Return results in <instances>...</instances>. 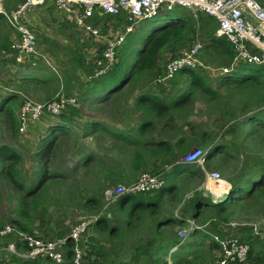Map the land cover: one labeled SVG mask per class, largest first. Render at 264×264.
<instances>
[{
	"label": "rangeland",
	"instance_id": "1",
	"mask_svg": "<svg viewBox=\"0 0 264 264\" xmlns=\"http://www.w3.org/2000/svg\"><path fill=\"white\" fill-rule=\"evenodd\" d=\"M186 11L190 12L189 15L195 16V18L200 16L198 12ZM166 14L167 11L162 10L159 17L142 22L135 29V32L127 37L126 42L118 49V63L121 59L125 64L127 63L126 68L132 67L137 59L138 50L144 46L147 39L170 23L171 20L165 17ZM70 21L71 23H68V26L66 23L64 25L65 32L69 34L66 37L64 47L49 46L43 48L38 43L36 48L38 53L29 57L24 64L26 65L28 62L36 64L35 66L39 64L35 68L41 69L38 75L41 79H46V75L49 76L48 78L58 79L59 82L54 84L53 87L50 86L46 91H44V87H41L42 89L32 92L31 86L16 83L19 78L25 75V72L21 71V66L16 62L15 55L12 52V55L0 59V64H2L0 65V86L8 90L6 93L9 92L14 96H12V99H8L9 97L5 94L0 96V101H2L0 105V148L8 147L20 154L12 157L14 154L11 151H6L11 152L9 154L11 158H8V154L0 152V229L10 225L21 230L20 225L23 224L26 227L25 231L21 230L23 232L29 234L32 232L45 240H57L60 239L58 237L59 233L66 236L71 235L73 229L79 223H91L97 217H107L111 225L120 228V232L117 231L110 239L104 228L101 233H98L93 230V224L91 223L89 230L79 242L82 263L91 264L86 259L87 249L96 252L104 247L103 255L116 260L119 256L120 258L124 257L129 252L136 250L138 246H143L153 240L155 231L152 228L155 224V218L164 221L171 218L175 220L184 218L182 221L185 224L176 223L174 226L165 228L168 236L173 233L172 236L177 235L180 239V232L190 228L188 221L194 222L199 228L205 226V229L200 231L201 235L195 236L194 233L190 232L188 238L182 244L184 249L179 251L191 252L192 254L191 257L184 254L187 260L199 255L200 259L208 262V256L210 263L217 264L218 251L216 250L218 249H211L209 246L212 243V234H219L224 237L230 235L241 237L244 235L250 239V243L253 242L250 246V243L244 241L249 244L250 250H254V257L261 258L264 264V193H258L257 198L251 201L236 203L232 208L233 210L226 216L218 215L208 205L200 209V213L196 214L197 218L193 217L192 211L196 200L205 201L207 204L219 202L220 200L217 199L216 202L213 201L215 199L214 194L227 193L228 184L231 180L251 173L256 168V164L260 160H264V137L261 135L264 129L257 126L253 127V124H246L245 122L248 109L253 112L259 110L260 107L247 105V97L245 96L243 100L241 99L240 90L234 86L236 82L229 86L220 85L218 79L223 75L219 74V70L222 68L219 58H202L205 65L203 75L207 77L208 84L217 93L216 98L208 99L200 89H196L191 102L178 110L165 125L157 126L155 132H153L154 134H149L147 143L156 147L160 141L152 142V140L157 137L172 142L182 138L187 140V145L190 143L187 149L190 152L197 147L194 141L205 138L204 140H207V143L200 146L202 149L211 151L213 140H216L217 144L228 143L234 146L232 150L237 159L229 158L227 153H220L214 159L206 162L205 171L208 173L218 172L221 175V181L216 186L206 184L205 174L203 177L191 179V173L195 170L194 166L176 165L167 159L163 165V162L158 158H149L148 154L145 156V152L137 155L139 156L137 162L143 163L136 170L135 159L137 157L134 148L113 143L102 130L90 131L87 129V124L93 121L95 112L100 115L96 119L97 122L108 124L107 121L109 120L106 114L108 113V108L105 107L106 101H103V106L99 107L101 109H94L92 108V97L91 100L86 101L84 99L89 98L88 96L81 99L84 96V87L87 85L92 87L93 85L92 83L87 84V76H84L83 80L80 81L76 89L77 94L74 91L70 93L67 88L66 79L68 77L70 79L78 77L76 76L78 73L70 71L67 62L73 57L72 52L81 50L83 53H87L85 55L89 59L91 57L89 54L90 49L93 50L92 45L95 42L92 35H85L84 31H81L75 25L73 19ZM104 22L111 23L114 26L113 33L121 25L117 20L106 19ZM13 32L7 20L1 19L0 42H8V37ZM79 39H84L85 42L88 41V44L83 43V47H80L78 45ZM92 39L94 42H92ZM202 41L203 39L199 35L191 34L182 48L170 47L166 50L159 66V74L161 72L162 75L164 74L169 60L177 57L189 45ZM100 46L98 45L103 52L106 46ZM46 60L49 61V64L46 63ZM15 69L17 70L14 71ZM25 70L27 71V69ZM162 75L158 77L157 75L145 76L137 84L132 82L126 85L123 87V92L120 91L115 95L117 100H113L115 96L112 97V104L114 102L118 104L119 102L124 106L128 101L132 106L134 104L135 107L137 97L143 92L167 96L172 91L171 96H178L189 88L192 81L190 77H187V74H178L172 78L176 80V83L173 81L160 83ZM235 75V73H232L234 80H239V77L246 76V73L241 72L239 75ZM14 78L16 79L9 81V79ZM262 87L261 96L264 97V86ZM249 91L259 93L260 88L254 85V87H249ZM59 93L67 96L76 95L78 106L75 108L79 110L78 115L75 113L71 120L65 124L62 122L61 116L53 117L45 114L35 124L36 127L33 124L27 134L22 136L19 131V112L24 102L26 100L40 103L50 102L57 99ZM94 102H97V100ZM98 102H101V100H98ZM10 110H13L16 115L14 117L16 129L13 128L11 123L13 116L10 118L8 114ZM112 110L113 114L114 110L116 111L114 119H120L119 110L115 109V106ZM70 111L71 109L65 114H69ZM130 112L132 111L130 110ZM54 125L65 126L67 129L64 128L62 132H57L55 135L56 142L51 153L41 159V156L38 157L39 152L50 141V130L56 127ZM203 134L207 135L202 137ZM133 136L138 135L133 134ZM143 150L151 154L163 153L160 146L152 150H148V147L144 146ZM168 157H171V154ZM11 164L17 166L16 179L20 185H16L10 176L6 174ZM44 164L47 167L45 179L41 183V187H36L34 192L37 190L38 196L34 199L29 197L27 192H30L37 185L41 166ZM197 170L202 171L199 168ZM146 172L153 175L160 174L163 181L168 179L167 186L179 183L178 190L173 197L172 195L167 197L168 194L164 196L160 210L153 217L148 214L145 216V210L137 209V203L142 200L140 196L132 197L128 205L120 210V213H118V210L113 211L111 209L113 205L107 206L105 192L109 188L120 184L124 185L125 182L128 184L137 182L140 176ZM124 177H127V179L122 180ZM129 178H134V180L130 182ZM206 186L209 190L214 191L213 195L206 194ZM153 196V194L141 195L142 198ZM225 198L226 196L223 199ZM95 199L97 202L94 201ZM21 209L25 213L20 214ZM135 212L137 215H135ZM139 216H145L140 224L142 228L133 229V231H130L132 233L128 232L125 222L130 220V222L136 223V218ZM231 223L237 224V227L234 230L227 231L228 225ZM243 229H247L245 233L241 231ZM255 229H257L258 234ZM16 242L17 239L13 236L0 237V264H32L31 262H35L33 264H53L45 260H25L7 251L8 245ZM89 246H93L94 249L89 248ZM173 252L172 249L165 258L169 264H176L174 257H171ZM96 257L104 263L105 259L103 257L99 255ZM142 262H145V259ZM66 264L68 263L66 262Z\"/></svg>",
	"mask_w": 264,
	"mask_h": 264
},
{
	"label": "trees",
	"instance_id": "2",
	"mask_svg": "<svg viewBox=\"0 0 264 264\" xmlns=\"http://www.w3.org/2000/svg\"><path fill=\"white\" fill-rule=\"evenodd\" d=\"M262 7H264V0H256ZM25 0H3L2 6L5 12H12L16 11ZM165 17L170 21L165 27L160 29L157 33L150 36L147 41L145 42L144 46L138 50L137 52V59L135 60L134 64L131 68H126V64L124 61L119 60V63L115 65L114 69L103 75L100 79L95 80L94 84L90 88V85H88V91L84 94L83 98L85 96H88L89 98H85L84 100H91L92 97V103H94V99H100L101 102L103 101H110L113 96L117 95L123 87H125L128 84L138 83L142 78L145 76H151V75H157L161 76L162 72L159 74V66L162 63V57L166 50L170 49V47L179 49L182 48L183 44H185L191 34H197L203 39V55L201 58L209 57L213 58L214 56L219 57L221 67H225L229 65L232 60L235 57V51L233 49V45L231 42L227 41L226 39H221L216 37V31L218 29V22L213 17L205 15L204 13H200V16L198 19L192 17L187 14L185 10L176 9L173 11L168 12V14L165 15ZM5 19V16L1 15L0 20ZM109 20H117L120 23L123 22V17H109ZM95 26L99 25L100 21H94L93 22ZM12 43H1L0 44V58H4L11 54V52L16 56V52L11 47ZM99 48V53H100ZM103 53V52H102ZM73 57L71 60L68 61V66L70 68V71H73L75 73H82L86 76L92 75L95 71V61L98 59H101L99 56L93 64L90 63L89 59H87V56L83 53L81 50H74L72 52ZM204 68H199L197 70H183L178 74H187V77H190L192 79L189 88H187L186 91L182 92L180 95H173L172 91L168 93L167 96H163L161 94L156 93H149V92H143L141 93L137 99H136V109H134V112L140 111L142 113V116L146 117L147 121L142 123L139 127V134L138 136H133L131 132L128 133H121V132H112L110 129H108L106 126H104L101 123L98 122H90L87 124V129L90 131H96V130H102L104 132H107L113 139L112 142L117 144H124V146L129 148H134L136 153V159L135 163L136 170H138L139 165L142 163H138V154H142L145 150H143L144 146L148 147V150L154 149L153 146L149 145L146 140V133L150 131H154L158 125H165L169 119L173 118V116L176 114L178 110H181L184 105H187L189 102H191L193 94L196 89H200L205 96L208 97V99H214L217 96V93L211 88V86L208 84L209 81L207 80V77L204 76ZM241 72H245L246 76L239 77V80H234V76H232V73H235L239 75ZM225 74L221 77H219L218 81L220 85L222 86H229L233 84L234 86L238 87L241 94V99L243 100V97H247V105L253 107L257 106L260 107L259 110L253 111L248 109L247 112V118L245 119L246 124H253L252 126H257L262 129H264V110L262 108L264 107V97L261 96V91L263 90L264 86V67L254 66V65H241L237 70L234 72ZM78 74L76 76H78ZM175 75V76H176ZM70 77H68L69 79ZM181 79V78H179ZM67 80V79H66ZM173 81L176 83V80L170 79L168 82ZM47 82L53 86L54 84L58 83L57 78H51L48 79ZM70 83V81H68ZM67 83V88L69 92L71 93L73 89L71 86ZM73 81H71L72 85ZM252 84V85H251ZM254 85L258 86L260 88L259 93H255L252 91H249V87H254ZM5 96H9V98H13L14 96L10 93L5 94ZM13 96V97H12ZM97 99V100H98ZM117 100V99H116ZM240 100V101H242ZM2 107V106H1ZM71 109L69 114H65L68 112V110ZM64 114L61 115L62 122L67 124L69 120H71V117L74 116L75 113H77L79 110L75 107H69ZM1 111V110H0ZM10 118L13 116V121H11L13 128L16 129V121L14 117L16 116L13 110H10L8 112ZM56 126V125H54ZM66 128L65 126H56L55 128H52L50 130L51 133V139L47 143L45 148H41L39 152L40 158L43 159L47 155L51 153V150L56 142L55 135L57 132H62V129ZM67 129V128H66ZM262 136L264 137V131L261 132ZM207 134H203L202 137H205ZM163 139V138H161ZM205 139V138H204ZM200 139L194 141V144L201 148L200 146H203L207 143V140ZM209 139V138H206ZM211 139V138H210ZM163 142L157 143V146H160V149L163 151L162 154H157L159 160L163 162V165L166 163V159L169 160V162L175 163L176 165H183V166H194L195 170L191 173V175H204V172L198 171V167L192 164H186L182 163V159L189 153L188 147L190 146V143L187 145L186 139H179L176 140V142H171L169 140L163 139ZM216 140H213L211 143V151H209L207 156V161H210L217 157L220 153H227V156L229 158H236V156L233 153L232 147L233 145H229L228 143L225 144H217ZM174 144V147H173ZM209 150V149H207ZM11 151L14 155L12 157H15L16 155L19 156L20 154L17 151H14L11 148L8 147H1L0 152H3L5 154H8V158H11L9 155ZM232 151V152H231ZM147 152V151H146ZM185 153V155H183ZM146 154V153H145ZM171 154V157H168V155ZM183 155V156H182ZM92 160H94L92 158ZM145 160V159H144ZM248 166V164H246ZM157 168V166H155ZM17 166L15 164H11L9 166V169L7 171V175L10 176V178L13 180V182L16 185H20L17 178L16 173ZM200 169V168H199ZM47 170V167L44 165L41 166L40 175L37 179V185L34 189H32L30 192H27V195L29 197H33L36 199L38 196L36 187L40 186L41 183L44 182L45 179V171ZM201 170V169H200ZM125 180V177L122 179ZM167 180L164 181V184L160 190L154 191L152 193L153 197H146L142 198L141 195L144 193H139L132 196H123L121 197L112 207L113 211H119L123 210L129 203V200L134 196H140L142 199L137 203V209L145 210V216L148 214L149 216L153 217L154 214H156L164 201V194L173 191L174 184H171L170 186H167ZM124 183V182H122ZM130 184V183H129ZM231 191L229 192L227 198L223 201H220L218 203H211L207 204L205 201L196 200L197 204V210L200 211L201 208L206 207L207 205L211 207L218 215L220 216H226L230 213L232 208L235 206L236 203H243L248 200H252L254 198H257L258 193H264V160H260L256 164V168L253 169V171L249 174H246L241 177H236L235 179L231 180ZM126 185V182L124 183ZM224 193V192H223ZM97 202V200H94ZM197 212V213H198ZM25 213L23 209L20 210V214ZM135 215L136 212H135ZM145 216H139L136 221V223L130 222V220H127L125 222V226L130 231H133V229H141L140 227L141 222H143ZM195 218L197 216L195 215ZM110 223V224H109ZM170 223V224H169ZM176 223H179L180 225L185 224L182 220H175V219H166L165 221L163 219L155 218V224L152 228L155 231V235L152 241L149 243H146L143 246H138L136 250L132 251L135 253H128L124 257L120 256L114 260L110 259L107 256L103 255L104 247L98 249L96 252H91V250L87 249V255L86 259H88L91 264H169L165 258L170 254V251L177 247L179 245L180 239L176 236H170L167 235V233L163 230L166 226L176 225ZM169 224V225H168ZM93 230L101 233L102 229L104 228L110 239L118 232H120V228L117 226L111 225L110 220L105 218H100L96 223L93 224ZM21 230L25 231L26 228L23 224L20 225ZM247 229H243L244 233ZM127 232V233H128ZM126 233V232H121ZM132 233V232H130ZM196 233H201L200 231H196ZM31 234H33L31 232ZM167 235V236H166ZM219 235V234H218ZM42 236V235H41ZM69 236V235H68ZM59 238H65L67 237L65 234H58ZM242 241H246L250 243V239L246 238L244 235L241 236ZM253 243V242H251ZM250 243V246H251ZM188 245V244H187ZM18 248H22V245L17 242ZM74 246L75 242L73 240H68L67 245L65 247V259L68 264H74ZM89 248H93V246H89ZM211 249H217L219 246L212 242L210 244ZM22 249H25L24 247ZM124 249V248H123ZM184 247L180 245V247L174 251L171 254V257H174V261L176 264H213L210 263L209 257L207 256V261L200 259L199 255L194 256L192 259L186 258V256L191 257V252H181L179 250H183ZM184 254L186 256H184ZM189 254V255H188ZM254 250L251 249L248 257V261L246 263L248 264H263V260L258 257H254ZM95 255V256H94ZM97 255L103 257L105 259L104 263H102V260ZM147 256H149L147 258ZM152 256V259H151ZM158 256V257H156ZM96 257V258H95ZM147 258V260H146ZM145 259V262H142V260ZM32 264L35 262H31ZM244 263V264H246ZM84 264V263H82ZM234 264H241V263H234Z\"/></svg>",
	"mask_w": 264,
	"mask_h": 264
},
{
	"label": "built area",
	"instance_id": "3",
	"mask_svg": "<svg viewBox=\"0 0 264 264\" xmlns=\"http://www.w3.org/2000/svg\"><path fill=\"white\" fill-rule=\"evenodd\" d=\"M48 0H25V2L11 13L1 9L9 25L17 32L19 39L12 44L16 52V61L23 64L26 60L38 52L35 34L25 24L26 13L36 7L46 4ZM57 8L73 19L75 25L84 31L85 35H92L95 41L105 43L106 49L101 59L95 61V71L86 77L88 83L100 79L103 75L111 72L117 63L118 49L126 42L127 37L144 21L152 20L162 10L173 11L175 8L204 13L218 21L216 37L226 39L233 45L235 57L227 67H222L219 74L225 75L234 72L241 65H254L264 67V7L256 0H51ZM1 2V1H0ZM123 17V22L118 27L114 37H106L102 30L95 26L94 15ZM93 20V21H92ZM202 44L193 43L185 48L177 57L172 58L166 64L165 72L160 83H166L177 73L183 70H197L205 68L200 55ZM49 64V61L46 60ZM218 71V70H217ZM8 90L0 86V96ZM78 106L75 96H67L59 93L57 99L46 102H34L26 100L19 112L20 134L26 135L32 124L37 123L43 115L49 114L58 117L68 110L69 107ZM264 110V107L262 108ZM209 150L196 147L183 159L182 163L192 164L202 169L205 174L206 184L215 185L221 181L218 172L208 173L205 171ZM164 184L160 174L143 173L137 182L127 185H118L109 188L105 192L107 206L114 205L123 196H132L139 193H152L160 190ZM100 217L92 220L96 223ZM89 222L79 223L71 235L57 240H45L38 235L23 232L13 226L7 225L0 229V237L13 236L22 245L18 248L17 242L8 245L7 251L25 260H45L53 264H66L65 252L68 240L75 242L74 264H82V253L79 251V242L82 236L89 230ZM190 228L180 232V242L173 249L176 251L188 238L189 233L203 231L194 222L188 221ZM237 224L228 225L227 231L234 230ZM257 232V229H255ZM258 234V232H257ZM212 242L218 248L217 264H244L248 261L250 246L241 240V237H228L212 234Z\"/></svg>",
	"mask_w": 264,
	"mask_h": 264
},
{
	"label": "crops",
	"instance_id": "4",
	"mask_svg": "<svg viewBox=\"0 0 264 264\" xmlns=\"http://www.w3.org/2000/svg\"><path fill=\"white\" fill-rule=\"evenodd\" d=\"M180 10H185L186 11V9H180ZM186 13L188 14L190 12L186 11ZM94 16H95L94 17V21L95 20L96 21H100V23H99V25H97V27L99 29H101L102 31H104L106 37H108V38L109 37H114L117 34L118 29L116 31H114V33H113L112 29H113L114 26L111 23L104 22L106 19H108L109 17H112V16L101 15V14H99V12H96ZM192 17L195 18V16H192ZM196 19H198V18H196ZM70 20H72V19L69 16H67L63 11H61L59 8H57L56 5L51 0H48L46 2V4L43 5V6L36 7V8H33V9L29 10L26 13V15H25V24L35 34L36 39H37V45L39 43L43 48H47L49 46L50 47H52V46L64 47L65 46V43H66L65 40H66V37L69 36V34L67 32H65L64 25H65V23H66V25L68 23H71ZM116 27H117V25H116ZM18 39H19V36L17 35V32L14 30V32L8 37V42H0V44L1 43H9V42L12 43V42H15ZM92 42H94L93 39H92ZM83 43L88 44V41L85 42L84 39L83 40L79 39L78 45L80 47L81 46L83 47V45H82ZM200 43L204 47L203 42H200ZM93 45H92L93 50L90 49V52H89V54L91 55V57H89V61L92 64L99 56L101 57V55H102V50H100V53H99L98 45L105 46V43L102 42V41H95ZM191 45H189V46H191ZM84 54H87V53H84ZM9 55H12V54L9 53ZM201 55H203V52H202ZM8 56H6V57H8ZM214 57H216V56H214ZM207 58H209V57H207ZM217 58H219V57H217ZM0 59H3V58H0ZM91 60H92V62H91ZM24 64H19V65L21 66V71L25 72V75L22 78H19L16 81V83L18 85L22 83V84H25L26 86L27 85L31 86L32 87L31 88L32 92H34V90L42 89L41 87H44V91L49 89V87L51 86V84H49L47 82V80L50 79V78H48L49 76L46 75L45 76L46 79H41V78L38 77L39 73L41 72V69L35 68V67H37L39 64H37V66H35L36 64H32V63H29V62L26 65H24ZM0 65H2V64H0ZM227 66H229V65H227ZM227 66H225V67H227ZM25 69H27V71ZM16 70L17 69H15L14 71H16ZM84 76H86V75H84L82 73H79L78 77L67 79L66 80V85H67V83H69L68 81H70L69 85L71 86L73 91L77 94L78 92H77L76 89L78 88L80 81L83 80ZM15 79L16 78L9 79V81H13ZM71 81H73L72 85H71ZM51 87H53V86H51ZM84 88L85 89H84L83 95L88 91V85L86 87H84ZM90 88H91V86H90ZM81 89H80V91H81ZM123 91H124V88L121 90V92H123ZM116 97L117 96H115L113 98V100L116 99ZM8 99H12V98H8ZM113 100L105 102V107L108 108V113H106V114H107L108 119H109L107 121L109 125L108 124H104V123H101V124L106 126L112 132H121V133L131 132L132 135L133 134L136 135L137 133L139 134V131H138L139 127H140V125L142 123L147 121L146 120L147 118L142 116V113L140 111H138V113L134 112V109H136V104H135V107H134V104L132 106V104L128 103V101H127V103L123 106L119 102H118V104H116V102H114V104H112ZM1 103H2V101H0V105H1ZM102 106H103V103L97 104V102H95V103L92 104V108H94V109H101L99 107H102ZM114 106H115V109L119 110V116H121V118L119 117L120 119H117V120L114 119V114H116L115 110H114V114L112 113V111H113L112 108H114ZM130 110L132 112H130ZM94 115L95 116L93 117V121L97 122L96 119H98L100 117V115H97L96 112L94 113ZM139 121H141V122L139 123ZM98 123H100V122H98ZM33 126H35V124ZM153 132H155V131H150V132L146 133V140H148L150 133L154 134ZM105 134L107 136H109L111 141H113L112 137L107 132H105ZM158 141L163 142L164 140L159 138V137H157L155 140H152V142H158ZM115 144H117V143H115ZM117 145H119V144H117ZM155 148H157V147H154V149ZM144 152L146 154H148L149 158H153V159H157L158 158L157 154H151L148 151L147 152L144 151ZM146 154H145V156H146ZM158 159H160V158H158ZM198 177H203V176L202 175L195 176L194 174L190 176L191 179L198 178ZM125 179H127V177H125ZM133 180H134V178L133 179L129 178L130 182H132ZM167 181H168V179H167ZM126 184H128V183H126ZM178 186H179V183L174 184L173 191L164 194V196L168 194L167 197H169L170 195H172V197H173L174 193H176L177 190H178ZM206 187H207V189H205V191L207 192L206 194L213 195L214 191L209 190L208 186H206ZM225 196H227L226 193H222V195L214 194L215 200L217 199V200H220V201ZM196 206H197V204L194 203L193 204V209H192L194 218H195V215L200 213V211H201L200 210L198 212ZM180 220H184V218L180 219ZM171 226H174V225H171ZM166 227H168V226H166ZM166 227H164V229H163L164 231H165ZM201 234L202 233H196L195 236H197V235L199 236ZM207 236H205V237H207ZM195 239H196V237H195ZM216 251H218V250H216Z\"/></svg>",
	"mask_w": 264,
	"mask_h": 264
},
{
	"label": "clouds",
	"instance_id": "5",
	"mask_svg": "<svg viewBox=\"0 0 264 264\" xmlns=\"http://www.w3.org/2000/svg\"><path fill=\"white\" fill-rule=\"evenodd\" d=\"M0 1H1V0H0ZM2 1H3V0H2ZM2 1L0 2L1 9H3ZM176 9H179V8H175L174 10H176ZM3 10H4V9H3ZM168 12H169V11H167V14H168ZM0 13H1V11H0ZM159 14H160V13H159ZM1 15H2V14H0V16H1ZM159 16H160V15H158L157 17H159ZM157 17H155V18H157ZM155 18H154V19H155ZM5 19H6V18H5ZM152 20H153V19H152ZM8 24H9V23H8ZM9 26H10V25H9ZM10 27H11V26H10ZM11 28H12V27H11ZM12 29H13V28H12ZM13 31H14V29H13ZM134 32H135V31H134ZM134 32H133V33H134ZM151 36H152V35H151ZM13 43H14V42H12V44H13ZM199 43H200V42H199ZM11 47H12V45H11ZM202 49H203V46H202ZM201 54H202V51H201ZM117 56H118V54H117ZM200 58H201V55H200ZM15 60H16V56H15ZM201 61H202V58H201ZM16 62H17V61H16ZM17 63H18V62H17ZM117 63H118V57H117ZM117 63H116V64H117ZM18 64H19V63H18ZM23 64H24V63H23ZM204 66H205V65H204ZM200 68H203V67H200ZM113 69H114V67L111 69V71H112ZM198 69H199V68H198ZM204 69H205V68H204ZM186 70H188V69H186ZM87 77H88V76H87ZM50 79H51V78H50ZM97 80H98V79H97ZM86 82H87V81H86ZM94 82H95V80L92 82V84H94ZM87 84H91V83H88V82H87ZM62 89H63V87H62ZM94 100H97V99H94ZM98 100H100V99H98ZM98 100H97V104H101V103L98 102ZM94 103H95V102H94ZM92 104H93V103H92ZM76 107H77V106H76ZM63 114H64V113H63ZM60 116H61V115H60ZM60 116H58V117H60ZM35 124H36V123H35ZM32 125H33V124H32ZM32 125H31V126H32ZM30 128H31V127H30ZM212 186H216V184H215V185H212ZM229 186H230V184H228V192L226 193L227 196H228V194H229ZM227 196H226V198H227ZM226 198H225V199H226ZM225 199H223V200H225ZM214 200H215V199H214ZM214 200H213V201H214ZM223 200H222V201H223ZM215 202H216V201H215ZM219 202H220V201H219ZM217 203H218V202H217Z\"/></svg>",
	"mask_w": 264,
	"mask_h": 264
},
{
	"label": "water",
	"instance_id": "6",
	"mask_svg": "<svg viewBox=\"0 0 264 264\" xmlns=\"http://www.w3.org/2000/svg\"><path fill=\"white\" fill-rule=\"evenodd\" d=\"M2 1V0H1ZM0 14H2V12L0 13ZM231 191V185L229 186V192Z\"/></svg>",
	"mask_w": 264,
	"mask_h": 264
},
{
	"label": "bare ground",
	"instance_id": "7",
	"mask_svg": "<svg viewBox=\"0 0 264 264\" xmlns=\"http://www.w3.org/2000/svg\"><path fill=\"white\" fill-rule=\"evenodd\" d=\"M0 11H1V6H0Z\"/></svg>",
	"mask_w": 264,
	"mask_h": 264
}]
</instances>
